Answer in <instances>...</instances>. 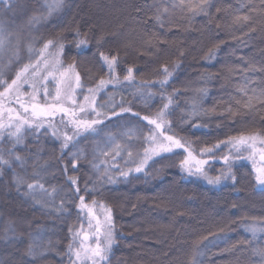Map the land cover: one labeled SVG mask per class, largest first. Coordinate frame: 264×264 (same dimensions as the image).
Segmentation results:
<instances>
[{"label":"trees","instance_id":"trees-1","mask_svg":"<svg viewBox=\"0 0 264 264\" xmlns=\"http://www.w3.org/2000/svg\"><path fill=\"white\" fill-rule=\"evenodd\" d=\"M118 1L110 3V5L119 4L117 8L121 11L120 16H123L122 23L119 24L122 30L118 43L113 44L109 41L101 50L108 52L111 49L112 54H115L116 47H119L121 62L116 71L123 79L127 67L134 66V77L137 83L127 86L126 89H113L109 86L98 97L100 102H105L108 96L115 93L117 102L123 96L126 100L133 101V111L139 112L141 116H151L163 103L158 98L159 87L152 86L150 89H145V91L151 90L157 93V99L150 108L144 107L139 98H133L131 93L141 81L162 79L161 66L167 65L169 71L174 72V76L167 85L166 91L171 93L176 89L180 93L175 98L179 107H175L168 118L173 121V131L190 141L197 142V150L206 144L215 143L229 136L264 129V108L245 111L240 106V113L235 117L226 114L229 106L234 111L237 110V100L247 99L240 89L264 88V71H260L264 69V24L259 17L254 15L253 25L256 26L257 31L250 36H244V34L253 25L244 27L240 24H233V18L236 15L248 13L247 8L242 11L237 10L241 8V5H247L252 0H209L208 14L195 17H191L187 9L170 7L173 1H168L169 4L161 5L169 6V13L163 18V29L154 20L149 19L154 11L153 4L159 3V0ZM31 2L32 0H29V3ZM184 2L191 5L198 3L199 0H184ZM254 2L258 3L259 0H254ZM105 4L99 1L97 8L105 9L107 7ZM136 8L143 9L139 15L136 14ZM217 9L221 11L217 13ZM106 15L105 10L97 13L95 0H66L63 13L52 17L50 23L41 26L39 32L34 34L43 33L47 39L56 33H69L78 26L83 34L90 25H95L98 35L101 28L108 31L116 28L115 24L108 23L112 18L107 20ZM25 20L26 17L16 19L13 27L22 24ZM132 26L137 27L136 29L141 28L132 30ZM153 34L167 41V44L161 49L147 45L146 41ZM66 40L72 41L73 37L66 35ZM90 44L92 47L89 50H82L78 53L73 43L61 57L64 68L75 62V70L81 73L85 87L94 86L101 77L105 76L106 71L100 70L95 36L91 37ZM40 46L38 44L37 48ZM181 50L185 53L183 57L179 56ZM210 50H215V56L205 60L204 57ZM94 52H97V58H93ZM51 53L50 58H54L55 49H51ZM32 59L35 60V57ZM177 61L181 66L174 69L173 65ZM28 62L29 60L25 58L15 65L11 76L6 77L9 82L11 77L15 76V72ZM85 70H90L91 74H95V79H89ZM205 73L211 74L212 78L203 80L202 74ZM249 81L255 83L249 85ZM198 88H206L207 95L197 96L195 90ZM0 91H3V88H0ZM194 96L199 99L201 110H206L207 114H201L199 118L193 117L189 122L181 124L180 116L182 112L190 111L188 105ZM184 119L188 121L187 116ZM195 124L207 127L195 128L193 127ZM145 125L146 121L126 115L108 124L99 137L89 136L80 139L75 147L69 148L64 153L63 158L67 161L70 152L83 149L88 154V159L91 160L95 141H102L105 132H116L120 130L119 126L135 127L146 132ZM117 139L119 140V137ZM25 140L32 152L27 153L26 149L18 146L16 153L27 154L31 157L27 161L28 173L33 171V164L36 161L34 154L37 151L40 152V163L48 161L55 166L48 168V172L58 168L56 158L61 155L60 144L54 141L50 134H41L37 140L33 133L26 132ZM8 147L10 145L7 141L0 143V148L7 149ZM143 147L142 143H136L134 150L142 151ZM262 147L264 145H256L257 150ZM226 152L227 148L217 152L216 155L219 157ZM126 154L125 152V156ZM249 154V151L241 153L242 156ZM4 155L7 157V152ZM182 158L181 151L180 155L171 156L163 161L158 160L147 168L146 174H133L128 179H120L114 184H105L101 190L102 194L95 197L98 201H102L106 208L112 209L116 241L108 264L130 263V259L135 256L136 249L141 244L144 233V230H137L132 221L145 215L154 216L156 212L154 204L159 202L163 204L164 201H168L172 209H162L158 217L160 220L167 221L164 223L166 232L170 231L174 234L171 235L172 238L175 240L180 238L179 241L182 242L177 245V250L180 252L178 253V264H186L192 241L225 226L228 227L218 237L211 239L206 246L201 245L200 250L204 253L203 264H237L238 260L239 264H248L247 255L242 256L239 250H236L234 254L223 250L230 248L238 241L251 239L250 234L244 230L243 222L253 217L257 219L264 217V189L257 186L249 175L252 172V161L237 162L233 171L239 177V182L233 187L230 181L228 184L212 186L203 179L183 174L176 166ZM118 162L124 167L123 160ZM68 166L71 169L70 161ZM13 167L17 172H21L18 166L13 165ZM210 167L209 175L215 176L222 164L217 162ZM90 174L91 169L87 161L82 162L78 171L68 172V175L81 178V188L84 187V181ZM116 174L118 173H113V175ZM11 177L12 172L5 170L0 178V264H69L67 255H64L69 243L68 227L73 225L75 229H79L81 223L85 222L86 213L83 220L78 218L73 204L70 215L49 214L46 209L33 203V199H45L41 194L37 193L34 198L23 197L22 193L25 189L18 192L15 185L11 183ZM92 179H95V174H92ZM64 181L63 173L57 170L55 179L47 177L43 182L48 188L53 185H63V191H67L69 186ZM28 182H32L31 178H28ZM63 191L57 194V203ZM76 199L78 200V197ZM92 199L91 195L87 197L88 202ZM135 200H139L138 205L134 209H129L127 203ZM208 207L216 209L215 214L208 217L210 219H206L203 214ZM97 209L101 210L99 206ZM102 211L105 210L102 209ZM10 221L15 229V238L11 232L8 238L4 237L5 229L8 228ZM258 239L260 243H264V234H258ZM33 242L37 254L29 257L25 252L28 245Z\"/></svg>","mask_w":264,"mask_h":264},{"label":"snow or ice","instance_id":"snow-or-ice-1","mask_svg":"<svg viewBox=\"0 0 264 264\" xmlns=\"http://www.w3.org/2000/svg\"><path fill=\"white\" fill-rule=\"evenodd\" d=\"M65 2L66 0H32L31 3L29 0H0V88H3V91H0V143L7 141L10 145L7 149L0 148V178L5 170H10L12 172L11 183L15 185L17 191L25 189L22 193L25 198H34L37 193L41 194L45 199H33V203L46 209L49 214L70 215L73 204L78 218L83 220L84 214H87V230L83 223L79 229H75L73 225L68 227L69 243L64 255H67L69 264H108L110 260V254L116 241L112 209L106 208L102 201L95 198L102 194L103 186L114 184L120 179H128L133 174H146L147 168L152 163L180 155L181 151L183 158L176 165L181 172L190 177L203 179L212 186L228 184L230 181L235 187L239 182V177L234 173L233 168L238 161L250 160L252 161V172L249 175L257 186L264 189V147L259 150L256 148L257 144L264 145V129L229 136L215 143L206 144L197 150V142L190 141L173 131V121L168 118L172 115L174 108L179 107L175 98L180 93L176 89L171 93L166 91L167 85L174 76V72L169 71L167 65L161 66L162 79L141 81L131 93L133 98H139L144 107L150 108L157 99V93L151 90L145 91V89H150L152 86L159 87L158 98L163 103L151 116H141L139 112L133 111V101L126 100L123 96L117 102L115 93L105 102H100L98 97L109 86L113 89H126L127 86L137 83L134 77V66L127 67L123 79L118 75L116 69L121 62L119 47H116L115 54H112L111 49L108 52L101 50L109 41L117 44L122 29L119 26L111 31L101 28L97 35V27L90 25L83 34L79 26L69 33H56L47 39L43 33L34 34L39 32L41 26L50 23L52 17L63 13ZM167 2L168 0H159V3L153 4L154 11L149 18L154 20L161 29L164 27L163 18L169 13V6L161 5H167ZM170 7L187 9L188 14L195 17L200 14L207 15L210 2L199 0L198 3L190 5L184 0H179V2L173 0ZM244 8L248 9V13L236 15L233 18L234 25L240 24L244 27L253 25L254 15L259 17L264 24V0H259L258 3L252 0L247 5H241L237 11H242ZM142 10L136 8V14L139 15ZM220 11L217 9V13ZM23 17H26V20L13 27L14 21ZM256 31L257 28L253 25L248 28L244 36H250ZM66 35H71L73 40L67 41ZM92 36H95L100 70L106 71L105 76L101 77L94 86L85 87L81 73L75 70V62L64 68L61 57L73 43L78 53L82 50H89L92 47L90 44ZM38 44L41 45L39 48H37ZM146 44L161 49L167 41L153 34ZM51 49H55L54 58H50L52 57ZM97 52L93 53V58H97ZM184 55V51L181 50L179 56ZM214 56L215 50H210L204 59L209 60ZM33 57L35 60L32 59ZM25 58L29 62L23 64V67L15 72V76L11 77L9 82L6 77H10L15 65ZM180 66L179 61L173 65L174 69ZM252 70L255 71V69ZM85 74L89 76V79H95V74H91L90 70H85ZM211 78V74H202V79L205 81ZM248 83L251 85L255 82L249 81ZM195 91L197 96L201 97L208 93L206 88H198ZM240 92L247 99L237 100V110L234 111L229 106L226 114L235 117L240 113V106L245 111L264 108V88L245 87L240 89ZM81 96L82 99H80ZM13 104L18 105V108L11 107ZM188 108L190 111L182 112L180 116L181 124L189 122L193 117L199 118L201 114H207L206 110H201L200 101L196 96L193 97ZM6 115L7 122H5ZM126 115L146 121L147 131L144 132L143 129L135 127L119 126L120 130L105 132L102 141H95L91 160L88 159V154L83 149L70 152L68 160H64V153L69 148L75 147L80 139L89 136L99 137L108 124ZM185 116L188 117V121H185ZM193 127L207 126L195 124ZM26 132L33 133L37 140L41 134H50L52 139L60 144L61 155L56 158L58 165L56 170L48 172V168L55 166L48 161L40 163V152L37 151L34 154L36 161L33 164V171L28 173L27 161L31 157L27 154L16 153L18 146L26 149L27 153L32 152L26 144ZM136 143L144 145L142 151L134 150ZM225 148L227 152L218 157L216 153ZM246 151L250 154L242 156L241 153ZM5 152H7V157L4 155ZM257 153L260 157V166H257ZM120 160H123L124 167L118 162ZM69 161L71 169L68 166ZM83 161H87L91 174L85 179L84 187L81 188V178L68 175V172L78 171ZM217 162L221 163L222 167L217 175L210 176V166ZM13 165L18 166L23 174L17 172ZM57 170L61 171L65 177L64 183L69 186L67 191H63V185L45 187L43 181L47 177L55 179ZM113 173L118 174L113 175ZM92 174H95V179H92ZM28 178H31L32 182H28ZM62 191L63 195L57 203V194ZM89 195L93 196L91 202L87 200ZM97 206L105 210L102 220L96 212ZM243 223L244 230L250 234L251 239L238 241L223 251L234 254L236 250H239L242 256L247 255L248 264H264V243H260L258 239V234H264V217L259 219L253 217ZM227 227L220 228L216 232H209L207 236H201L192 241L186 264H203L204 253L200 250L201 245L206 246L211 239L218 237ZM93 229H95L94 232ZM9 232L15 238V229L11 221L5 229V238H8ZM92 239H95L94 245L90 242ZM25 254L29 257L37 254L34 242L28 245Z\"/></svg>","mask_w":264,"mask_h":264},{"label":"rangeland","instance_id":"rangeland-1","mask_svg":"<svg viewBox=\"0 0 264 264\" xmlns=\"http://www.w3.org/2000/svg\"><path fill=\"white\" fill-rule=\"evenodd\" d=\"M101 1L104 4H107V7L105 9L103 8H97V3ZM112 1H117L118 0H95L96 3V9H97V13L101 12V11H106V16L108 17L107 20L109 18V24L113 23L115 24V26H119V24L122 23L123 16H120V12L117 8V3H115L114 5H110V3ZM170 2H172L173 0H168ZM105 4V5H106ZM167 4H169V2H167ZM103 9V10H100ZM125 17V16H124ZM111 20V21H110ZM114 26V27H115ZM139 27V26H138ZM137 27H133L132 26V30H140L141 27H139V29H136ZM109 97V96H108ZM11 107L14 108H18V105H11ZM5 122H7V115L5 116ZM259 153H257L256 156V161H257V166L259 165ZM139 201V200H138ZM138 201H132V202H128L127 205L129 207V209H134L137 205H138ZM154 208L156 210L155 215L154 216H148L145 215L143 217H138L135 218L132 223L134 225V227H136V229H141L144 230L143 232V238L141 239V244L140 246H138V248L136 249V253L134 254L135 256H133L132 259H130V263L129 264H178L179 260L178 259V253L180 254V252H178L177 250V245L182 242H180V238L177 240H175L174 238L171 237L170 231L166 232V230L164 229L165 227V222H167L166 220H160L159 219V215L162 212V209H172V207L170 206V204L168 203V201H164L163 204L157 203L154 204ZM100 211V212H99ZM96 212L97 214L100 216L101 220L103 219V215H104V211L99 210L96 208ZM216 212V209L214 208H206L203 211V214L205 215L206 219H210L208 217H212V215H214ZM159 214V215H158ZM140 218V219H139ZM93 223H95V220H93ZM84 228L85 230H87L88 228V221H87V214H85V222H84ZM95 231V229H93V232ZM93 245L95 244V239H92L90 241ZM128 248V247H126ZM181 258V255H180ZM179 258V259H180ZM177 261V262H176Z\"/></svg>","mask_w":264,"mask_h":264}]
</instances>
